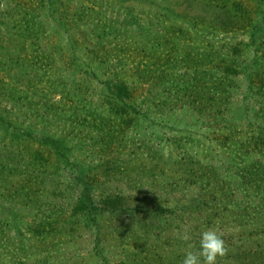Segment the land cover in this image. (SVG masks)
Segmentation results:
<instances>
[{"label": "rangeland", "instance_id": "1", "mask_svg": "<svg viewBox=\"0 0 264 264\" xmlns=\"http://www.w3.org/2000/svg\"><path fill=\"white\" fill-rule=\"evenodd\" d=\"M74 162L137 209L93 219ZM209 228L264 264V0H0V264H182Z\"/></svg>", "mask_w": 264, "mask_h": 264}, {"label": "trees", "instance_id": "2", "mask_svg": "<svg viewBox=\"0 0 264 264\" xmlns=\"http://www.w3.org/2000/svg\"><path fill=\"white\" fill-rule=\"evenodd\" d=\"M208 58L210 60V57H208ZM231 65H232L231 63H228L225 66L226 67L225 70H227V68H229ZM206 70H208V69H206ZM203 74H205V72ZM161 75L165 76V73L162 72ZM197 80H198L199 83H200V81L201 82L204 81L203 78H201V77H199V79L197 78ZM187 85L188 84L185 85L186 87L185 86H180V87L183 88V89H187L190 86V85H188V86ZM180 87H178V88H180ZM116 93H117L116 96L118 98L124 99L126 97H130L131 96L132 90H130L129 88L126 87L125 84L120 82V88L116 91ZM122 102L125 103L124 100ZM115 103L112 104V107H115V106L118 107L115 112H121L122 113V112L125 111V108L123 106L115 104ZM44 137H46V136H44ZM46 139H48V138H46ZM52 143L55 145L56 150H59V152H61L60 143L57 142L56 140H52ZM61 154H63V153L61 152ZM72 166H73L74 170L76 171L75 178L81 184V196H80L77 204H79L81 206V208L83 210H85L88 214H91L93 219H94V214H96L97 212H104V211H110V212L119 211V212H122V211H125L127 209H130V210H136L137 209L136 208L137 206H134L133 204H130V201L128 199L129 197L125 198L122 195H115L114 197L111 196L110 198H108L106 200L96 201L94 199V197H93V193H92V190H91L90 177L87 174H85L86 172H84V170L82 169L83 167H81L79 165V163L74 162V163H72ZM136 199L140 200L142 198L137 197ZM167 210L171 211L170 209L164 208L162 206L156 207V208H152V211L157 216L163 215V213H165ZM251 262H252L251 259H249L247 264H251Z\"/></svg>", "mask_w": 264, "mask_h": 264}, {"label": "clouds", "instance_id": "3", "mask_svg": "<svg viewBox=\"0 0 264 264\" xmlns=\"http://www.w3.org/2000/svg\"><path fill=\"white\" fill-rule=\"evenodd\" d=\"M181 239L184 241L191 239L187 230L183 232ZM228 252L224 232L217 228H209L200 234L199 248L186 251L182 264H217L218 258L225 257Z\"/></svg>", "mask_w": 264, "mask_h": 264}]
</instances>
